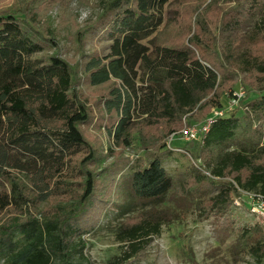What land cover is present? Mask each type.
I'll return each instance as SVG.
<instances>
[{
  "label": "trees",
  "instance_id": "obj_1",
  "mask_svg": "<svg viewBox=\"0 0 264 264\" xmlns=\"http://www.w3.org/2000/svg\"><path fill=\"white\" fill-rule=\"evenodd\" d=\"M68 1L13 0L0 9V178L9 183L0 193V264H90L84 237L111 211L126 180L132 196L152 207L118 227L124 247L117 264L137 259L180 218L160 208L168 197L186 208L197 195L205 214L229 211L234 192L264 199V16L223 53L215 34L250 17V0L206 8L207 0H197L186 13L177 0H95L100 14L89 30L111 28L113 45L105 58L85 61L83 78L103 99L100 125L121 149L137 141L145 154L132 173L105 187L111 170L94 168L99 151L82 128L94 116L78 90L80 70L47 55L57 45L40 28L45 10ZM170 7L175 17L163 26ZM241 75L246 95L203 140L202 169L172 177L164 166L172 155L166 138L183 129V119L199 122L222 108L221 98L232 95ZM254 232H241L235 258L248 250L255 264H264V243Z\"/></svg>",
  "mask_w": 264,
  "mask_h": 264
},
{
  "label": "rangeland",
  "instance_id": "obj_2",
  "mask_svg": "<svg viewBox=\"0 0 264 264\" xmlns=\"http://www.w3.org/2000/svg\"><path fill=\"white\" fill-rule=\"evenodd\" d=\"M196 1L177 0L175 5L186 13V8H193ZM12 2L13 0H0V9L10 6ZM213 2L217 4V7L234 5L232 0H207L203 8ZM250 2L253 7L250 17L245 20L238 18L224 30L215 31L219 38L220 53L229 48L235 37H245L263 18L264 0H250ZM99 14L100 10L95 0H70L64 4L55 5L49 11L45 10L40 28L44 35L50 32L51 38L57 45L51 48L47 55L58 54L72 67H78L80 70L81 81L78 90L89 99L88 105L94 116L93 123L83 125L82 128L90 135L94 146L99 151V158L94 168L100 173L102 170H111L103 180V187H105L113 179L120 180L123 175L132 173L137 165L145 161V154L137 141L132 146L121 149L109 135L105 124L100 125V119L105 114L103 99L83 78L85 61L92 57L105 58L112 50L111 28L100 32L98 29L89 30ZM174 17V7L167 8L162 15L163 26ZM78 32H83L82 39L78 37ZM144 44L152 46V40H147ZM243 80L244 75L234 78L236 84L231 93L240 89L245 91ZM229 101L230 93H226L221 98V107L227 109ZM217 108L219 107L213 108L209 115L199 122H188L183 119V129L166 138L172 155L165 159L164 166L172 177L175 178L188 171L191 166L201 168L202 163L197 156L202 142L186 141L182 137L183 131L190 128L197 129L203 125ZM232 112L226 115L229 116ZM238 114V117L242 118L243 113ZM118 167H122L121 172L116 174L112 172ZM8 189L9 183L0 178V193ZM217 194L218 191L205 194L203 199ZM195 196V200L189 201L186 208L168 197L160 208H168L179 214L180 218L165 225L161 234L153 238L150 244L138 254L137 259L124 264H255L248 250L235 258L234 245L245 228L254 229L255 239L264 243V199L256 198L255 194L234 192L229 211L224 214L207 211L205 214L198 210L196 205L198 196ZM112 206L113 208L106 213L96 230L84 237L88 241V247L84 253L90 264H117L116 259L122 255L124 247V244L119 243L116 238L118 227L127 218L135 217L141 211L152 207V205L142 206L132 196L128 180L117 188ZM54 264L59 263L54 262Z\"/></svg>",
  "mask_w": 264,
  "mask_h": 264
},
{
  "label": "built area",
  "instance_id": "obj_3",
  "mask_svg": "<svg viewBox=\"0 0 264 264\" xmlns=\"http://www.w3.org/2000/svg\"><path fill=\"white\" fill-rule=\"evenodd\" d=\"M244 97H245V91L243 89L234 91L232 95H230L229 106L227 109H223V108L214 109L212 114L206 119L203 125H201L200 127H197V129L190 128L186 131H183L182 137L186 141L199 140L203 143V140L210 132L213 124L216 123L218 119L227 117L226 114L232 112L234 108L239 107L240 102ZM169 147L171 148V143H169Z\"/></svg>",
  "mask_w": 264,
  "mask_h": 264
}]
</instances>
